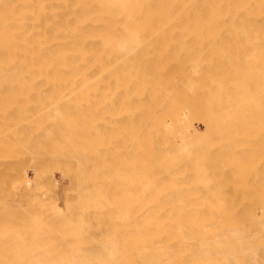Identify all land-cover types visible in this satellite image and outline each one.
Returning a JSON list of instances; mask_svg holds the SVG:
<instances>
[{
    "label": "bare ground",
    "instance_id": "obj_1",
    "mask_svg": "<svg viewBox=\"0 0 264 264\" xmlns=\"http://www.w3.org/2000/svg\"><path fill=\"white\" fill-rule=\"evenodd\" d=\"M0 264H264V0H0Z\"/></svg>",
    "mask_w": 264,
    "mask_h": 264
},
{
    "label": "rangeland",
    "instance_id": "obj_2",
    "mask_svg": "<svg viewBox=\"0 0 264 264\" xmlns=\"http://www.w3.org/2000/svg\"><path fill=\"white\" fill-rule=\"evenodd\" d=\"M167 38V37H166ZM166 38H161V40L163 39H166ZM168 38H170V37H168ZM174 38V37H173ZM177 38V37H176ZM147 39H151L150 37H148ZM153 39V38H152ZM154 39L156 40H159L157 37H154ZM153 39V40H154ZM183 39H186V38H183ZM166 40H168V39H166ZM171 40H173L172 38H171ZM179 40V39H178ZM181 40V39H180ZM118 113V112H117ZM115 116H117L118 117V115L117 114H115ZM199 122H197V121H194L193 122V127H194V130H195V132L198 134L199 133V131L201 132L199 135H204L205 133H202V132H205V130H204V123H201L200 122V120H198ZM192 133V132H191ZM125 135V134H124ZM124 141H125V137H124ZM126 144H127V142H126ZM126 146V145H125ZM125 146H124V151L126 152V149H125ZM32 174H33V176H32ZM28 175H29V178L30 179H32L33 180V178H34V173H33V170H29L28 171ZM55 179L56 180H58V181H60L61 182V174H60V172H55Z\"/></svg>",
    "mask_w": 264,
    "mask_h": 264
}]
</instances>
